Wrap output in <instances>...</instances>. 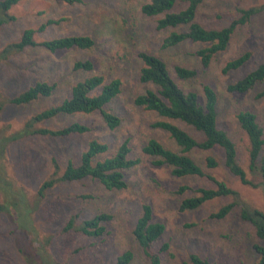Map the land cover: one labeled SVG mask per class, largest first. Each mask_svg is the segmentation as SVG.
Segmentation results:
<instances>
[{
    "label": "rangeland",
    "instance_id": "rangeland-1",
    "mask_svg": "<svg viewBox=\"0 0 264 264\" xmlns=\"http://www.w3.org/2000/svg\"><path fill=\"white\" fill-rule=\"evenodd\" d=\"M146 1L82 0L68 4L62 0H20L8 11L14 19L0 25V200H18L15 192L21 191L22 204L29 209L27 214L23 208L10 214L0 213V264H46V254L53 264H109L125 249L133 252L129 264H148L132 234L144 203L151 205L153 219L165 224L164 233L153 244L154 250L164 242L169 244L161 253L162 264H184L191 252L216 264H256L258 256L252 243H264V239L257 238L253 226L239 217L237 208L222 219L209 216L229 198L210 200L192 210L179 208L182 198L193 194L192 190L179 193L180 184L192 188L209 182L199 176L176 177L169 166L154 165L153 158L142 153L141 146L150 137L172 149L178 147L167 132L151 126L159 117L135 105L134 97L151 86L138 77L141 50L160 55L174 79L184 88L198 92L200 97H203L202 85L210 84L218 94V125L236 142L240 163L246 167L249 141L237 122L236 113L240 109H252L264 128V95L256 96L264 90V80L242 94L230 92L226 86L264 62V11L239 25L227 48L215 54L204 68L195 54L204 43L184 40L174 46H161L172 29L185 27L157 29L159 16L141 12L140 7ZM263 3L264 0H203L196 19L207 27H220L239 15L238 8ZM49 19L59 21L36 33L37 40L87 34L94 40L93 47L50 52L35 46L19 52L3 51L7 44L20 38L25 28H37ZM245 50L251 51L249 60L239 69L223 73L225 62ZM79 59H91L93 70H74L73 63ZM176 64L195 68L198 75L184 82L174 73ZM93 73L104 74L106 79L119 77L122 81L121 93L108 105L121 117L118 127L109 129L97 113H76L36 122L33 126L60 128L79 120L91 126L89 132L13 137L28 118L59 103L69 95L76 81ZM38 80L55 83L56 87L50 95L26 104L9 102V98ZM179 124L196 134L191 127ZM126 137L130 138L132 155L139 156L140 162L126 171L125 188L108 190L98 181L84 178L55 181L43 194H38L44 180L59 177L69 160L79 161L91 139L107 142L113 152ZM207 154L215 155L222 162L219 149L191 153L201 165ZM53 160L58 164L56 173ZM210 171L226 179L247 203L264 211V187L241 184L223 165ZM5 179L11 187L5 185ZM101 211L112 214L104 234L91 237L75 229L81 220ZM71 216H76L73 227L63 230ZM26 243L30 246L29 257L19 251Z\"/></svg>",
    "mask_w": 264,
    "mask_h": 264
},
{
    "label": "trees",
    "instance_id": "trees-1",
    "mask_svg": "<svg viewBox=\"0 0 264 264\" xmlns=\"http://www.w3.org/2000/svg\"><path fill=\"white\" fill-rule=\"evenodd\" d=\"M20 0H0V25L6 23L14 16L8 13L9 9ZM68 4L79 3L82 0H62ZM203 0H147L140 9L146 16H159L156 20L157 29L185 27L184 30L172 29L162 40L163 48L174 46L184 40L201 42L205 45L198 48L195 54L201 65L207 67L218 52L225 50L235 29L248 22L253 16L264 11V3L260 5L238 8V16L220 27H207L196 19L197 11ZM59 20L49 19L37 28H25L18 40L5 46L4 52L22 51L28 47L41 46L50 52L79 48L90 49L94 40L87 34H69L43 40L36 39V33L43 31L48 24ZM251 51L245 50L237 56L227 60L222 67V72L227 73L242 67L250 58ZM141 61L139 67V80L151 85L134 97V103L145 110L155 113L159 119L151 123L152 127L159 128L168 133L174 140L177 150L172 149L155 137H150L142 146L141 151L152 157L154 165H167L171 174L176 177L199 176L209 183L190 187L180 184L178 192L192 190L193 194L185 196L179 203L181 210H192L200 207L205 202L217 198L230 200L220 205L210 213L211 218L222 219L237 208L239 217L249 222L259 240L264 239V211L252 206L243 200L237 189L232 187L226 179L215 175L213 170L223 165L229 173L235 176L243 185L250 187H264V128L257 120L255 111L249 108L240 109L236 119L241 129L248 137L247 166L240 163L236 142L227 130L218 125V94L208 83L202 85V95L193 89H186L180 85L169 71L166 61L152 52L141 50L138 52ZM94 63L91 59H79L73 63L74 70L92 71ZM176 77L184 82L198 75L195 68L176 64L174 66ZM264 80V62L245 73L242 77L229 82L226 89L230 92L245 93L253 89ZM56 84L45 80H38L34 84L9 98L10 103L26 104L41 96L50 95ZM122 91V81L119 77L106 79L104 74L93 73L76 81L70 88L68 96L59 103L46 107L30 118L22 128L13 135L14 138L27 134H41L48 136H68L83 134L91 130L85 122L74 120L60 128L34 127V123L51 119L56 116L97 113L104 124L111 130L121 124V117L113 112L108 105ZM264 95V90L256 96ZM191 127L195 133L190 132L179 123ZM219 149L222 152V162L213 154H207L201 165L192 155L193 151H211ZM130 138H124L113 152L110 145L97 138L91 139L86 148L81 152L79 161L74 163L69 160L62 174L57 178H49L42 182L38 194L51 187L55 181H77L90 178L98 181L108 190H120L127 186L126 171L140 162L139 156H133ZM54 173L58 164L55 160ZM1 179V176H0ZM258 179V180H256ZM6 180V179H5ZM5 185L11 187L6 180ZM1 187V186H0ZM21 191L15 192L18 200H0V213H11L12 210L29 209L23 203ZM86 197H90L87 196ZM76 216H71L63 230L73 227ZM112 214L101 211L91 217L84 218L75 229L80 233L98 237L106 232V222L110 221ZM22 226V225H21ZM165 231V224L153 219V210L150 204L144 203L141 213L132 228V234L137 240L146 257L148 264H162L161 253L169 247L164 242L158 250L153 249V244ZM24 235L23 232H21ZM23 244L19 251L25 256H31L29 247ZM252 248L257 254L256 264H264V243L255 241ZM43 259V256H41ZM46 264H53L49 255H45ZM133 259L130 249L123 250L115 260L109 264H129ZM184 264H216L209 258L199 253L191 252L188 262Z\"/></svg>",
    "mask_w": 264,
    "mask_h": 264
}]
</instances>
